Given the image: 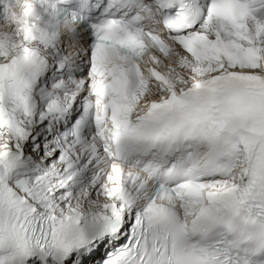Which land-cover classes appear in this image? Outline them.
I'll return each mask as SVG.
<instances>
[{"label": "snow or ice", "instance_id": "obj_1", "mask_svg": "<svg viewBox=\"0 0 264 264\" xmlns=\"http://www.w3.org/2000/svg\"><path fill=\"white\" fill-rule=\"evenodd\" d=\"M0 264H264V0H0Z\"/></svg>", "mask_w": 264, "mask_h": 264}]
</instances>
